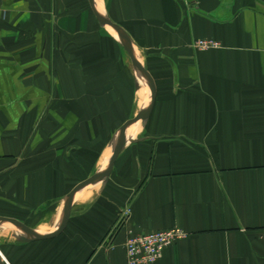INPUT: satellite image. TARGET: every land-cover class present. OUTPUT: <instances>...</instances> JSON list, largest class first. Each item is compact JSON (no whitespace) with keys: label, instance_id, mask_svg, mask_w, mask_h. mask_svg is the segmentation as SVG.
I'll return each instance as SVG.
<instances>
[{"label":"crops","instance_id":"0c3cea01","mask_svg":"<svg viewBox=\"0 0 264 264\" xmlns=\"http://www.w3.org/2000/svg\"><path fill=\"white\" fill-rule=\"evenodd\" d=\"M97 3L151 79L148 116L57 234L0 221L2 264H126L128 234L171 227L148 264H264V0ZM148 103L87 0H0V218L53 230Z\"/></svg>","mask_w":264,"mask_h":264},{"label":"water","instance_id":"95a60500","mask_svg":"<svg viewBox=\"0 0 264 264\" xmlns=\"http://www.w3.org/2000/svg\"><path fill=\"white\" fill-rule=\"evenodd\" d=\"M87 3L89 5V8H90L95 20L97 21V23L101 26H107L115 32V34L118 38L119 44L122 47V49L124 50V52L126 53L132 69L135 70L139 74V76L141 77V79L143 80V82L145 83V85L147 87L148 94H149V103H148V106L144 110H141L140 112H138L135 116H133L129 120L125 121L118 128L116 142H115L114 147L111 151L107 166L103 170L95 172L94 174H92L91 176L86 178L85 180L76 184L66 194L64 201H63V207H62L60 221L53 230H51L47 233L39 234V233H36L35 231H33L31 228L27 227L25 224L20 223L16 220L9 219V218H0L1 222L11 223L14 226H16L18 229H20V231L23 233V235L20 236L19 238L21 240H24V241L32 240V239L45 238V237H51V236L57 234L63 228V226L67 220V217H68L69 207L71 204V199H72L73 194L77 190H79V189H81V188H83L89 184H92L98 180L105 179L107 177V175L109 174L110 168H111V164L114 161L117 154L119 153V151L121 150V147L123 145L125 128L127 126L133 124L136 121H141V122L145 121V119L148 116V113H149V110L151 107V103L153 101V85L151 83V79L148 76L147 72L141 67V65L138 63V61L134 58L132 51H131V44H130V41H129L128 37L126 36V34L123 32V30L118 25H116V24L112 23L111 21H109L108 19L104 18L95 10L94 5H93V0H87ZM0 264H2L1 259H0Z\"/></svg>","mask_w":264,"mask_h":264},{"label":"built area","instance_id":"2783aa9c","mask_svg":"<svg viewBox=\"0 0 264 264\" xmlns=\"http://www.w3.org/2000/svg\"><path fill=\"white\" fill-rule=\"evenodd\" d=\"M198 50L215 48L217 44L211 40L197 39L192 43ZM177 227L128 234L123 243L126 264H148L160 257L164 247L182 236Z\"/></svg>","mask_w":264,"mask_h":264},{"label":"bare ground","instance_id":"6f19581e","mask_svg":"<svg viewBox=\"0 0 264 264\" xmlns=\"http://www.w3.org/2000/svg\"><path fill=\"white\" fill-rule=\"evenodd\" d=\"M94 7H95V10L98 12V13H101V11H100V9H99V7H98V3H97V0H95V3H94ZM107 27V26H106ZM107 28H109V27H107ZM109 30L111 31V32H114L111 28H109ZM115 33V32H114ZM147 98L145 97L144 98V105L145 104H147V100H146ZM138 125L137 124H132L131 126H129L128 128H127V132H128V134L129 133H131V132H134V131H138ZM104 159H105V164H107V153H104ZM85 187H92V188H85ZM84 188H83V190H81V191H79V192H77V193H75L76 195H78L79 193H82V192H85V191H90L91 189L93 190V189H95L96 188V185H87V186H85ZM88 193H91V192H88ZM75 195V196H76ZM90 196H85V197H82L81 199H83V198H89ZM75 199H80V197L79 198H75ZM60 208H56V211L54 212V210L53 209H51V210H49L48 211V213H47V215H46V220H44L45 222H48V223H56V221L58 220V217H59V215H60ZM41 229V228H40ZM39 229V230H40ZM43 229V228H42ZM45 229V228H44Z\"/></svg>","mask_w":264,"mask_h":264},{"label":"rangeland","instance_id":"374dc122","mask_svg":"<svg viewBox=\"0 0 264 264\" xmlns=\"http://www.w3.org/2000/svg\"><path fill=\"white\" fill-rule=\"evenodd\" d=\"M114 35H116L114 32H112ZM138 74V73H137ZM141 101V103L144 105V99H142V100H140ZM135 132V131H134ZM86 200V199H85ZM47 215V214H46ZM45 218H46V216H45ZM46 220V219H45Z\"/></svg>","mask_w":264,"mask_h":264}]
</instances>
